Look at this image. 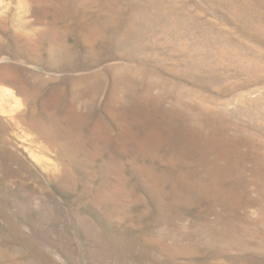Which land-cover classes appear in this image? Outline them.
Wrapping results in <instances>:
<instances>
[{
    "label": "rangeland",
    "instance_id": "374dc122",
    "mask_svg": "<svg viewBox=\"0 0 264 264\" xmlns=\"http://www.w3.org/2000/svg\"><path fill=\"white\" fill-rule=\"evenodd\" d=\"M0 264H264V0H0Z\"/></svg>",
    "mask_w": 264,
    "mask_h": 264
}]
</instances>
